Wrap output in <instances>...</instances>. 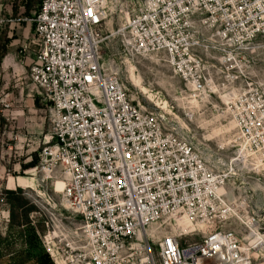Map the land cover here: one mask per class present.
Listing matches in <instances>:
<instances>
[{"label":"built area","instance_id":"1","mask_svg":"<svg viewBox=\"0 0 264 264\" xmlns=\"http://www.w3.org/2000/svg\"><path fill=\"white\" fill-rule=\"evenodd\" d=\"M105 19V0H42L30 19L39 48L29 78L50 127L37 172L41 186L64 183L62 206L79 220L66 228L43 192L45 225L65 227L56 228L53 264H252L231 230L181 243L231 218L221 190L228 175L161 112L128 99L114 61L103 62ZM116 36L129 58L162 54L189 99L222 93L238 148L231 167L264 163V76L252 69L264 44V0H141ZM162 227L170 233L155 238Z\"/></svg>","mask_w":264,"mask_h":264},{"label":"rangeland","instance_id":"2","mask_svg":"<svg viewBox=\"0 0 264 264\" xmlns=\"http://www.w3.org/2000/svg\"><path fill=\"white\" fill-rule=\"evenodd\" d=\"M40 2L0 0V17L5 20L0 26V264H13V258L16 264H36V260L53 264L50 254L61 247L56 228H75L79 224L78 218L62 206L60 193H54V186L60 191L61 181L41 186L37 172L39 154L50 130L46 105L29 78L30 64L39 48L30 19ZM140 2L105 0L103 62L108 66L114 61L127 97L135 106L161 112L171 129L185 133L210 168L228 175L221 190L229 196L231 218L209 229L201 226L195 236L181 243L198 241L213 228L231 230L243 243L257 244L249 252L251 262L264 264V163L231 167L238 148L232 142L234 127L225 112L222 93L191 100L162 54L129 58L121 53L116 33ZM253 55L256 61L252 69L264 76V44ZM45 191L62 214L65 227L56 220L45 225L40 212ZM251 231L258 235L252 237ZM48 232L54 233L49 239ZM155 233L156 238L157 234L170 232L162 227ZM152 250L156 255V241ZM13 252L16 256L8 258Z\"/></svg>","mask_w":264,"mask_h":264},{"label":"bare ground","instance_id":"3","mask_svg":"<svg viewBox=\"0 0 264 264\" xmlns=\"http://www.w3.org/2000/svg\"><path fill=\"white\" fill-rule=\"evenodd\" d=\"M128 21V17H126V19H125V22H127ZM61 181V180H60ZM55 184H57V181L55 182ZM63 187H64V183L61 181V185H60V191H57L56 190V187L54 186V188H53V190H54V193H60L61 191H62V189H63ZM256 235H258V234H256V233H253V231H251V236L252 237H254V236H256ZM260 241V240H259ZM249 247H250V245H249V243H244L243 244V250L245 251V252H247V253H249L250 252V249H249Z\"/></svg>","mask_w":264,"mask_h":264},{"label":"crops","instance_id":"4","mask_svg":"<svg viewBox=\"0 0 264 264\" xmlns=\"http://www.w3.org/2000/svg\"><path fill=\"white\" fill-rule=\"evenodd\" d=\"M15 257L16 256V252H13V253H9L8 255H7V257L9 258V257ZM11 262H13V264H16V260H15V258H13L12 260H11Z\"/></svg>","mask_w":264,"mask_h":264},{"label":"trees","instance_id":"5","mask_svg":"<svg viewBox=\"0 0 264 264\" xmlns=\"http://www.w3.org/2000/svg\"><path fill=\"white\" fill-rule=\"evenodd\" d=\"M41 1H42V0H41ZM40 3H41V2H40ZM39 6H40V5H39ZM38 8H39V7H38ZM45 261H46V260H45ZM46 263L49 264V261L47 260ZM36 264H39V261H38V260H36Z\"/></svg>","mask_w":264,"mask_h":264}]
</instances>
